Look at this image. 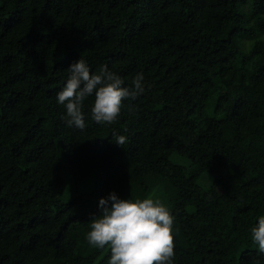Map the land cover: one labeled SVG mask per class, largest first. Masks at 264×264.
<instances>
[{
	"label": "trees",
	"instance_id": "16d2710c",
	"mask_svg": "<svg viewBox=\"0 0 264 264\" xmlns=\"http://www.w3.org/2000/svg\"><path fill=\"white\" fill-rule=\"evenodd\" d=\"M79 59L143 73L115 124L62 119ZM112 192L169 208L173 264H264V0H0V264H108Z\"/></svg>",
	"mask_w": 264,
	"mask_h": 264
},
{
	"label": "clouds",
	"instance_id": "9594fccd",
	"mask_svg": "<svg viewBox=\"0 0 264 264\" xmlns=\"http://www.w3.org/2000/svg\"><path fill=\"white\" fill-rule=\"evenodd\" d=\"M57 102L66 108V125L84 130V101L94 95L92 119L100 125L118 121L125 100H135L145 91L144 75L138 73L131 87H125L118 74L102 66L93 74L84 59L73 62ZM133 114L135 109L129 106ZM115 144L128 142L124 135L113 133ZM101 214L91 219L87 233L89 245L110 249L108 264H173L175 257L174 221L169 208L158 198L121 199L115 192L99 200ZM252 243L264 253V216L251 229Z\"/></svg>",
	"mask_w": 264,
	"mask_h": 264
}]
</instances>
